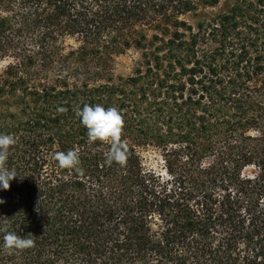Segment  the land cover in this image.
<instances>
[{"label": "trees", "instance_id": "1", "mask_svg": "<svg viewBox=\"0 0 264 264\" xmlns=\"http://www.w3.org/2000/svg\"><path fill=\"white\" fill-rule=\"evenodd\" d=\"M1 61L0 228L35 243L0 231V264H264V0H0ZM85 104L121 113L123 165Z\"/></svg>", "mask_w": 264, "mask_h": 264}, {"label": "clouds", "instance_id": "2", "mask_svg": "<svg viewBox=\"0 0 264 264\" xmlns=\"http://www.w3.org/2000/svg\"><path fill=\"white\" fill-rule=\"evenodd\" d=\"M77 116L83 126L87 129V135L90 142L110 141V151L106 157V162L111 164L117 162L123 165L126 161V148L120 142L123 117L115 107L105 108L100 104H85L77 110ZM16 144V138L10 134H0V190H7L10 181L14 178H23L17 173L15 168H9L7 161L12 146ZM54 159L61 168H78L80 165V154L75 150L67 152L59 151L54 154ZM5 201L0 198V204ZM3 232V247L9 252L24 250L34 246L35 241L26 235H19L15 231H10L5 225L0 228Z\"/></svg>", "mask_w": 264, "mask_h": 264}, {"label": "rangeland", "instance_id": "3", "mask_svg": "<svg viewBox=\"0 0 264 264\" xmlns=\"http://www.w3.org/2000/svg\"><path fill=\"white\" fill-rule=\"evenodd\" d=\"M138 57V53L134 49L127 50L124 54L116 58L115 70L117 73L128 74L130 72L131 66L134 60ZM6 64V61L0 62V70ZM142 154L147 163L157 166L158 153L152 149L148 148L142 151Z\"/></svg>", "mask_w": 264, "mask_h": 264}]
</instances>
